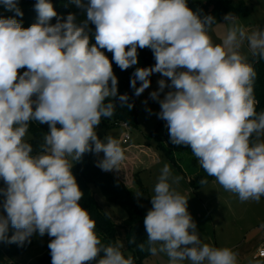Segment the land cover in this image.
<instances>
[{"label":"clouds","instance_id":"obj_1","mask_svg":"<svg viewBox=\"0 0 264 264\" xmlns=\"http://www.w3.org/2000/svg\"><path fill=\"white\" fill-rule=\"evenodd\" d=\"M73 2L83 20L75 13L59 16L51 0H36L37 22L24 28L19 0H0L14 14L0 15V241L23 246L34 234H47L51 264H134L119 239L102 243L72 169L89 152L103 153L96 166L105 172L125 160L120 142L99 138L96 129L115 114L117 100L121 108L133 107L127 94L118 95L112 62L127 70L138 63V49H150L155 64L136 68L131 87L139 96L152 74L163 77L150 95L171 143L190 146L225 191L259 202L264 111L255 110L256 72L241 48L247 41L251 55L264 59V28L249 33L228 13L217 44L209 35L215 16L194 10L188 0ZM102 49L112 53L111 61ZM31 122L48 125L37 152L25 140ZM180 179L164 164L144 217L148 251L166 254L168 264H238L231 248L201 241L188 198L173 187Z\"/></svg>","mask_w":264,"mask_h":264},{"label":"rangeland","instance_id":"obj_2","mask_svg":"<svg viewBox=\"0 0 264 264\" xmlns=\"http://www.w3.org/2000/svg\"><path fill=\"white\" fill-rule=\"evenodd\" d=\"M243 1L248 5L249 12L235 15L239 23L249 33L257 27L264 28V0ZM227 28L228 25L224 23V20L211 28L209 35L214 43L222 42ZM241 52L248 58L251 56L247 41L242 45ZM162 78L159 73L152 74L149 88L145 89L137 99L135 126L126 129L121 125L106 127L100 123L97 127V131L103 135V138L106 135H112L124 149L126 158L120 165V171L128 183L127 185L131 188L136 187L132 180L134 175L138 173V178L148 189V200L143 203L146 216L147 211L152 207L150 201L154 194V186L161 174V169L167 163L170 165L172 177L181 178L178 184H173V187L188 198V211L197 224V230L203 243L215 247H227L231 243H254L260 236L262 237L264 231V197H261L259 202L253 200L242 202L237 194L225 191L214 177L199 189H194L190 187L186 176L170 162L158 147V142L153 136V130L162 121L157 115L160 111V105L158 100L152 99L150 94L153 91H158V81ZM169 90L166 87L160 93V99H163ZM33 123L38 124L37 122ZM163 130L159 133H162ZM125 133H129L130 139L123 143L122 137ZM32 137L33 134L29 128L25 140L29 141ZM130 147H135L134 151L126 150ZM175 153L183 165L190 158V154L183 149H175ZM99 156L100 158L96 157V161L103 158V153H100ZM2 186H4L3 181ZM94 193L100 210L116 223L118 233L123 235L125 210L119 205L108 203L99 189H95ZM1 199L2 197H0ZM51 239L47 234L43 237L34 234L32 245L15 258V264L33 262L49 250L48 244ZM233 251L236 252V250ZM86 264H95V262H86ZM146 264H168V257L166 254L158 252L156 255H151ZM184 264H189V262L185 261ZM238 264H240L239 261ZM242 264L252 263L245 262Z\"/></svg>","mask_w":264,"mask_h":264},{"label":"trees","instance_id":"obj_3","mask_svg":"<svg viewBox=\"0 0 264 264\" xmlns=\"http://www.w3.org/2000/svg\"><path fill=\"white\" fill-rule=\"evenodd\" d=\"M54 9L59 16L66 17L69 13H75L77 19L83 20L82 10L76 6L73 0H51ZM83 3H87L88 0H82ZM36 0H19V7L23 12L22 17H17L21 21L22 27L27 28L33 23L37 22V13L34 10ZM189 7L201 9L203 14H211L215 16L216 21L220 23L223 17L232 13L233 15L246 14L249 12V7L243 0H188ZM0 15L11 16L13 13L7 12L2 6H0ZM56 18H53L51 23H55ZM215 24V25H216ZM214 26V25H213ZM94 31L95 26L89 25ZM94 42V41H93ZM110 61L112 60V53L107 52ZM256 72V78L254 83V98H255V110L257 113L264 111V59L259 57L248 58ZM155 64L153 53L150 49H138V63L127 70H121L113 61V71L118 78V95L127 94L129 96L128 103L133 107L128 109L127 106L121 108L119 101L117 100V108L115 114L110 119H103L101 124L110 127L115 126L116 123H128L130 126H135L137 118V99L139 96L135 95V89L131 87V79L136 68L150 67ZM25 69L19 70L21 73ZM151 81V76H150ZM140 86V82H137V87ZM59 127V125H57ZM29 128L33 134L31 140L27 141L33 145L34 152L39 151L40 144L43 143V137L48 131L47 124H35L30 123ZM164 128V130H163ZM163 130L162 133H159ZM97 131V129H96ZM99 138L103 139V135L97 131ZM153 136L158 142V147L163 154L170 160V162L178 168L183 175L186 176L190 187L199 189L201 186L212 180L211 176H208L199 165L197 158L192 154L190 146L186 145H174L171 143L167 122L162 120L153 130ZM175 149H183L190 154V158L185 165L180 163L177 158ZM97 155L89 152L85 153L82 159L75 163L72 172L76 177L77 183L84 193L81 200L83 207L88 209L91 217L96 221V231L100 236L102 243L110 244L115 243L119 239L116 223L108 218L99 208L97 200L95 198V189H99L106 201L110 204H116L121 206L125 212L126 217L123 220V226L126 230V247L122 249L125 257L131 255L134 258V264H146L149 257L152 255L148 251L147 245V233L144 226V209L143 203L148 200V189L141 180L138 178V173L133 177L135 188L129 187L123 176L112 171H102L96 166ZM204 180L206 183H201ZM0 187L2 186V180H0ZM136 192H140L143 195L136 196ZM14 229L9 227L8 236L14 234ZM135 239L134 243H130V240ZM33 243V236L31 242H25L23 246L16 243H7L0 241V264H15L14 258L23 253ZM145 244V249L141 251L138 248L139 244ZM103 255V253H101ZM29 264H51L50 249L44 254L37 257L33 262Z\"/></svg>","mask_w":264,"mask_h":264},{"label":"crops","instance_id":"obj_4","mask_svg":"<svg viewBox=\"0 0 264 264\" xmlns=\"http://www.w3.org/2000/svg\"><path fill=\"white\" fill-rule=\"evenodd\" d=\"M134 149H135V147L134 148L130 147V148H127L126 150L134 151ZM98 158H100V156H98ZM120 170L121 169L116 170V172H119V174L122 176V173ZM123 228H124V226H123ZM119 240L123 243L124 248H125L126 247V230H125V228H124V234L123 235L119 234ZM261 240H262V237L260 236L257 239V241H255L254 243H250V244H247L246 242H244L242 244H239V243L232 244L231 243V245L227 246V247L231 248L232 250H236V253H238L237 258H238V261L240 262V264L245 263V262H247V263L250 262L252 264H264V259L253 258V254L256 251L257 247L259 246ZM16 257H18V256H16ZM15 258H14V260H15Z\"/></svg>","mask_w":264,"mask_h":264},{"label":"built area","instance_id":"obj_5","mask_svg":"<svg viewBox=\"0 0 264 264\" xmlns=\"http://www.w3.org/2000/svg\"><path fill=\"white\" fill-rule=\"evenodd\" d=\"M116 125H121L126 129H129L130 125L128 123H116ZM130 139L129 133H125L122 137V142L126 143ZM253 258L255 259H264V231L262 233V240L257 247L256 251L253 254Z\"/></svg>","mask_w":264,"mask_h":264}]
</instances>
